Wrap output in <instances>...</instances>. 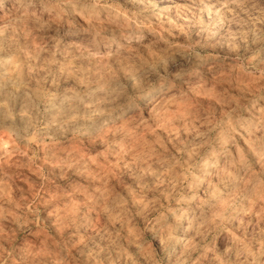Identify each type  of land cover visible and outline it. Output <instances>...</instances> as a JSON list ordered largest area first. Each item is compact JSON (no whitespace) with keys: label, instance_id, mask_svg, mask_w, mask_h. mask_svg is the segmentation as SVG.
Wrapping results in <instances>:
<instances>
[{"label":"clouds","instance_id":"9594fccd","mask_svg":"<svg viewBox=\"0 0 264 264\" xmlns=\"http://www.w3.org/2000/svg\"><path fill=\"white\" fill-rule=\"evenodd\" d=\"M0 264H264V0H0Z\"/></svg>","mask_w":264,"mask_h":264}]
</instances>
